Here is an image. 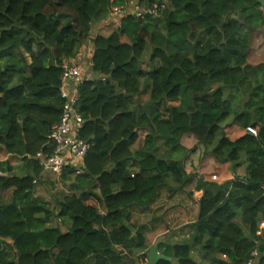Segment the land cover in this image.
Listing matches in <instances>:
<instances>
[{
  "label": "trees",
  "instance_id": "16d2710c",
  "mask_svg": "<svg viewBox=\"0 0 264 264\" xmlns=\"http://www.w3.org/2000/svg\"><path fill=\"white\" fill-rule=\"evenodd\" d=\"M140 1L165 8L144 19L126 13L91 39L96 75L77 86L76 132L89 147L80 166L65 164L58 179L66 190L53 193L37 154L55 147L49 135L65 102L62 63L122 0H0V148L18 160L0 159V264H128L143 250L146 262L145 225L155 218L167 231L196 229L188 242L160 243L169 259L155 264H244L254 250L264 264V230L256 233L264 220V62L247 61L264 7ZM185 138L234 175L198 179V199L185 189V152L194 149ZM39 184L48 199L36 194Z\"/></svg>",
  "mask_w": 264,
  "mask_h": 264
},
{
  "label": "built area",
  "instance_id": "2783aa9c",
  "mask_svg": "<svg viewBox=\"0 0 264 264\" xmlns=\"http://www.w3.org/2000/svg\"><path fill=\"white\" fill-rule=\"evenodd\" d=\"M165 8V3L158 2H140L132 3L128 5H112L109 10L110 16L115 18L121 17L126 13L132 14L137 18L144 19L148 16L158 17L162 14ZM118 25V24H117ZM62 87L61 93L65 98V102L62 109V114L59 122L55 124L49 135L50 139L54 143L55 147L52 153L44 155L37 154L39 164L42 167L43 176L46 174L58 175L62 172L66 158L65 154L70 155L72 158L82 159L89 144L81 140L76 136L78 128L82 124V117L78 111V93L77 86L83 80L81 75L80 66L66 60L62 63ZM69 81L72 83V88L67 90L64 84ZM246 131L251 134H256L257 129L253 126H247ZM215 178L216 176H212ZM264 220L260 221L256 233L263 236ZM259 256L257 250L252 252V258L246 261L244 264H256V258Z\"/></svg>",
  "mask_w": 264,
  "mask_h": 264
},
{
  "label": "crops",
  "instance_id": "0c3cea01",
  "mask_svg": "<svg viewBox=\"0 0 264 264\" xmlns=\"http://www.w3.org/2000/svg\"><path fill=\"white\" fill-rule=\"evenodd\" d=\"M127 2H131V1L122 0V2L119 3V5H122L124 3L126 4ZM132 3H130L128 5L130 6ZM106 17H107V19H104V20H101L99 22H96V23H94L91 26L89 38L79 46V48H78L75 56L69 58V60L71 62H75L79 66H81L80 65V61H82L84 59V56H86V54H87L88 57H89L88 64L90 65V58H91L92 52H93V42L91 40L92 37L94 35H96L97 33H100V34H107V33H109L111 31V29L114 28L118 24V22H119V19L118 18H115L113 16H110L109 13L107 14ZM105 25L108 26V27H105L104 28L103 26H105ZM105 31H107V32H105ZM88 50H89V52L87 53ZM81 70H82V68H81ZM82 76H83V71H82ZM83 78H84V76H83ZM86 78H88V77H86ZM143 84L144 83L142 82L141 83V89H142ZM64 86H65V88L67 90H70L72 88V83L69 82V81H67L64 84ZM144 91L148 92V90H144ZM176 103L177 102H175L174 104H176ZM138 133H139L138 140L140 139V134H142L141 139H143L144 134H145V131L140 130ZM197 155H198V153H197ZM65 158H66V163H69L71 165L80 166L82 164L81 159L72 158L70 155L65 154ZM197 161H198V159L197 160H193V158L191 157L190 158V161H189V164L190 165L191 164L194 165ZM199 161H203V162L202 163H198V165L196 166L197 168L198 167L200 168L201 166L209 165V166H213L214 168L216 167L217 169H219V167H218L219 166V163H216L212 158L207 157V158H205L203 160L201 158V156H200ZM221 164L222 165H226V167L229 168V163H221ZM240 169L241 168H238L237 169V171H236L237 174L236 175H243L244 174V172L242 171V169H241V171H240ZM191 171H192V169L189 170L188 172L187 171L186 172L190 174ZM223 173H224V171H223ZM194 175H196V171L194 172ZM221 176H222V178H220V180H218L216 182H222V180L224 181V180L230 179L234 175L228 169V172L224 174V177H223L222 174H221ZM216 179L210 177V173L207 176L204 175L201 178V180H204V181H214ZM197 181H198V179H194L192 181L191 178H190V180L188 182L189 184L187 183L186 186H185V189L188 190V191H190L191 194H192V196L194 198H196V199H198L201 196V194H202V190L196 188ZM101 212H102V210H101ZM155 220L157 222H154ZM61 228H62V230H65V226L64 227L62 226ZM195 230H196L195 227L190 224V225H186V226H184V227H182L180 229L174 230L172 232L171 231H167V230L164 229L162 222L160 220H158V218L152 219L149 223H147L145 225V230H144V232H145V238H146V245H147V247L145 249L146 250V252H145L146 253V262L148 261V249L154 243H157V251L159 253H162V248H160L158 246L160 243H164V242H166V243H173V241H177V242H185L186 241L187 242V241L190 240L191 235L194 233ZM6 241L7 242H11L9 239H7ZM148 243H150V244H148ZM143 252H144V250L143 251H140V252H134V254H132L130 256V262L128 264H146V262H143L142 259H141V257H140ZM193 256L197 260H203V258H202V252L199 249H195L194 250Z\"/></svg>",
  "mask_w": 264,
  "mask_h": 264
},
{
  "label": "rangeland",
  "instance_id": "374dc122",
  "mask_svg": "<svg viewBox=\"0 0 264 264\" xmlns=\"http://www.w3.org/2000/svg\"><path fill=\"white\" fill-rule=\"evenodd\" d=\"M126 1H131V2H127L126 5L128 6V4L130 3H136L137 1L140 0H126ZM143 2V1H140ZM119 5V4H116ZM122 5H125L122 4ZM232 15V13H231ZM232 17V16H231ZM118 19H120V17H118ZM108 27V26H103ZM111 27V26H110ZM107 32V31H105ZM89 52V50L87 51V53ZM247 61L251 64H257L260 62H264V24L260 27V28H256L253 29L251 32V39H250V49H249V53L247 56ZM89 62V57L86 54V56H84V59L82 61H80V67L82 68L81 70V75H82V71H83V76L84 78L86 77H94L95 74L91 71L90 69V65L88 64ZM146 63L145 61H143L142 66L145 67ZM83 78V79H84ZM144 83V82H143ZM143 88V86H142ZM137 100L139 103L143 104L146 103V101L148 100V94L146 91H144V89L142 90V92L137 96ZM175 102H168V104H174ZM142 134H140V139L137 141L136 144L133 145L132 149H138V147L142 144V139H141ZM183 144L187 146L188 149H190L191 147L194 146V149L192 151L189 152H185V157H184V169L185 171H189L192 169V171L190 172V178L193 181L194 179H201L204 175H208L210 173V177H212L213 175L216 176L214 179V181H218L220 180V178H222L221 174L224 177V174L228 172V169L226 167V165H222L219 164V169H217L216 167L214 168L213 166H201L200 168L196 167L198 165V163H202L203 161H199L200 156L202 158V155L204 154V146L201 143H196L194 144V139L189 138V139H184ZM163 150V146L161 148V151ZM198 153V155H197ZM10 156L8 154H5V152L0 148V159H5V158H9ZM193 158V160H197L198 161L193 165V164H189L190 158ZM10 161L11 163H13L14 165H17V158L15 157H10ZM78 167V166H77ZM230 170V169H229ZM196 171V175H194V172ZM224 171V173H223ZM241 171V169H240ZM59 176L55 175V174H46L43 176V180L45 182H50L52 185L50 184H46L48 186V189L51 190L53 193L55 192H60L62 190H65L66 187L65 185L60 182V180L58 179ZM213 178V177H212ZM168 181L170 182L169 184H175L173 179L169 177ZM223 181V180H222ZM189 184V183H188ZM36 194H38L39 196L44 197L45 199L49 198V195L46 191V189L42 186V185H38L36 188ZM154 222H157L156 220ZM152 230V229H151ZM150 230V231H151ZM177 241H173V243H175ZM186 242V241H185ZM188 242V241H187ZM182 243V242H180ZM150 244V243H148ZM195 260H197L194 257ZM200 261V260H197Z\"/></svg>",
  "mask_w": 264,
  "mask_h": 264
},
{
  "label": "water",
  "instance_id": "95a60500",
  "mask_svg": "<svg viewBox=\"0 0 264 264\" xmlns=\"http://www.w3.org/2000/svg\"><path fill=\"white\" fill-rule=\"evenodd\" d=\"M257 2L264 7V0H257ZM232 18L236 19L237 21H239L240 23H245L244 20H242L239 15L238 12H233L232 13ZM4 239L0 237V244L2 243ZM11 241V240H10ZM167 258L169 259V257H166L164 254L159 253L157 251V243H154L153 245H151L148 249V261L146 262V264H155L157 262L158 259H164Z\"/></svg>",
  "mask_w": 264,
  "mask_h": 264
}]
</instances>
